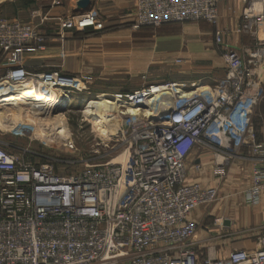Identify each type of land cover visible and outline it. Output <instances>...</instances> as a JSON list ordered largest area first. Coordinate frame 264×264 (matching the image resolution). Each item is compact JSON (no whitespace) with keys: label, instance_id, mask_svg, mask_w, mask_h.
I'll list each match as a JSON object with an SVG mask.
<instances>
[{"label":"built area","instance_id":"2783aa9c","mask_svg":"<svg viewBox=\"0 0 264 264\" xmlns=\"http://www.w3.org/2000/svg\"><path fill=\"white\" fill-rule=\"evenodd\" d=\"M222 1L137 0L135 29L195 20L215 25L227 70L212 86L179 82V91L162 97L155 83L113 94L111 101L125 116L110 134L124 147L117 156L62 173L53 162L26 161L0 142V264H264V238L254 250L235 249L224 257L212 255L215 246L205 255L195 241L193 212L219 194L218 186L188 181L187 160L196 147L240 155L250 146L245 201L256 206L264 193V131L257 138L254 127L263 99L264 0H246L234 32L249 43L236 46L224 42L219 26ZM62 23L105 29L94 10ZM44 39L30 24L1 18L0 64L7 73L0 81L24 77V54L43 50ZM53 74L41 79L51 81ZM57 74L56 88L70 93L73 82ZM106 146L111 154L118 148ZM229 159L217 160V179L228 174Z\"/></svg>","mask_w":264,"mask_h":264},{"label":"rangeland","instance_id":"374dc122","mask_svg":"<svg viewBox=\"0 0 264 264\" xmlns=\"http://www.w3.org/2000/svg\"><path fill=\"white\" fill-rule=\"evenodd\" d=\"M48 1L0 0V13L7 15L4 9H8L13 17L11 18L13 20H8L33 23L32 6L39 4L47 7ZM104 1L106 6V9H104L105 15H115L114 17L120 15V18L114 23L109 20V25L107 24L102 32L93 30V32H89L88 30L92 28L85 30L74 28L77 30L74 36L80 38L75 40L89 39L84 43L86 45L84 47L89 51H93L92 54L82 57V53L77 48L80 45H73V50L77 49L79 52L74 51L67 61H65V53H62L57 59H46L40 67L27 68L28 71L33 73L48 71L54 72L56 75L59 73L63 76L76 78V88H73L69 93L70 102L67 101L66 104L54 108L51 112L52 116L63 114L62 119L54 121L53 118L24 117L13 114L0 116L1 145L8 150L19 153L26 161L37 164L47 161L53 162L57 171L62 173L79 172L87 163L107 161L111 156H117L124 148L119 137L110 135L115 131H111L109 128L104 131L102 127L95 123V119L99 118V115L110 110L107 109V103L112 102L113 94L118 91L129 92L135 88V85L149 80L150 83L155 84L168 82H183L188 85L190 83L203 84L201 80H204V78L217 80L225 69L221 54L214 46L216 33L214 37L212 27L209 24L200 23L203 20L135 29L133 23L136 22V17L135 22H132L133 0ZM119 1L121 2L119 3ZM121 4L122 7H119ZM101 5H95V8H93L99 16L103 14ZM111 5H114V10ZM169 40L181 41L186 49L191 50L193 59L181 57L180 59L168 61L166 52L170 51L169 47L175 46V44H168ZM75 43L80 44V42ZM154 54H157V56ZM134 56L137 57L134 58ZM49 61L53 63H48ZM6 73L7 69L1 68L0 79ZM198 81L200 82L198 83ZM103 85H105V88H103ZM93 100H100L105 104V108L102 106L97 108L93 114H86L87 106ZM115 118L117 119V117ZM254 127L256 136L259 138L264 131V82L263 99L254 113ZM106 142H110V146L112 144L118 145L115 153H110L111 150L106 146ZM211 154L204 159L205 170H203L204 172L209 171L210 175L207 177L209 178L207 183H209L210 178L212 180L210 183H214L211 172L217 160L223 161L224 157L230 158L228 164H226L228 174L221 180L216 178L217 182L219 181L218 184L222 181L221 186L215 184L219 188L217 199H219L224 182L227 181L232 168L235 166L240 169L239 179L236 180V186L233 184L228 187L234 190L228 195L232 197L237 193V197L240 198V191L244 186L239 190L238 188L245 185V178L248 179L249 177V184L251 183V175H246L252 168L251 147L247 146V148L242 149L240 155L238 153H216L215 149L212 150ZM194 156V154L191 156V161L195 159L196 156ZM235 190H238V192ZM228 225L230 226L231 223H221L219 221L218 223H202L200 228L205 230V235L212 236L213 240L218 241L217 244L225 248L226 244L223 241L228 236ZM263 227L264 225L261 226L259 223H237L230 233L241 235L244 239L246 238L245 240L251 239V243L259 247L260 241L264 237ZM259 232L262 234H258ZM197 233L195 238L198 237Z\"/></svg>","mask_w":264,"mask_h":264},{"label":"crops","instance_id":"0c3cea01","mask_svg":"<svg viewBox=\"0 0 264 264\" xmlns=\"http://www.w3.org/2000/svg\"><path fill=\"white\" fill-rule=\"evenodd\" d=\"M79 1L81 0H63L60 5H52L48 1L47 7H44L39 4H37L36 6L35 5L32 6L33 9H31V12H32V22L33 23H29V22H26V23L37 28L39 30V33L42 34V36L44 35L45 39H44L43 44L45 48L43 50H38L36 52L24 54L23 63L27 68L29 67L30 69L31 68L33 69V67H40L44 64V61L46 59L48 60L57 59L58 57L61 56L62 53H65L66 55L65 61H67L69 57L72 56V53L74 51L75 52L80 51V53H82V57L92 54L93 51H89L88 49H85L84 47L86 46L84 45V43L89 41V39L88 40L86 39L83 41L75 40V39H80L74 36V33L77 30L74 29V27H66L62 23V21L68 16L77 15V14L84 12L83 8L79 6ZM104 2H105L104 0H91L90 10H93V8H95L94 7L95 5L99 6L100 4H102L101 12L103 14L102 16H100V18L102 19V21H104V25L106 28L107 24L109 25V20L112 23H114L118 18H120L119 17L120 15H117L116 17H114L115 15L114 16H111L109 14L105 15L104 9H106V6ZM120 2L121 1H119V3ZM133 2H134V9H133L132 16H133L134 21L132 20V22H135L136 0H133ZM246 4H247L246 0H224L221 2L220 7H219L220 8L219 26L222 30L225 31L224 42L226 44L236 46V45H241L243 43H249V38L246 35L237 37L235 36V32H234V30H236L240 24L243 9L245 8ZM119 7H122V4L119 5ZM111 8H113L114 10V5H111ZM4 11L7 12V15L5 13L4 14L0 13V19L5 18L7 20L8 19L13 20L11 19L13 17L12 15H10L8 9H4ZM200 23L209 24L210 27H212L213 36L215 35V31H216L215 25L207 21H203ZM143 28H148V26H145ZM92 30L93 29H89L88 31L93 32L94 30L93 31ZM97 32H102V31H97ZM75 42H80V44H76ZM168 44H175V46L169 47L170 48L169 52H166L167 53L166 57L168 58V61L172 59H177V58L180 59L181 57L193 59V56H192L193 53L191 55V50L186 49L181 41L169 40ZM214 44H215L214 46L217 47V49L219 50L221 54V60L223 62L225 69L217 80L215 79L210 80L207 78H204V80H201L203 81L202 85H205V86H208V85L212 86L216 84V82L225 75L224 73H226L227 64L223 58V47L219 46L216 43V41L214 42ZM73 45H80V47H77L79 48V51L77 49L73 50ZM0 53H1V47H0ZM154 55L157 56V54H154ZM136 57L137 56H134V58ZM48 63H53V62L49 61ZM0 67L3 68L2 65ZM4 69H7V67L4 66ZM150 82L151 81L149 80L144 83H139L135 85V88L131 89L130 91L139 89L149 84ZM199 82L200 81H198V83ZM103 88H105V85H103ZM212 150H213L212 147L202 145V146L196 147L192 151V153L190 154L187 160L188 181H198L205 185H215L216 184L218 186H221L222 181L220 182V184H218L219 181L217 182L216 177L213 175L212 172H211V175L214 178V183H210L212 182L211 178H210L209 183H207V181L209 180V178L207 177L210 176L209 171L204 172L205 170L204 169V161H205L204 159L208 155L210 156V154L212 153ZM193 154L196 157L194 156L195 159H192L193 161L192 162L190 158ZM196 164L201 165L200 170L196 169L195 167ZM237 168H238L237 166L232 168L227 181L224 182L223 188H221L219 199H217L214 203L202 205L198 207L192 214V218L199 225L198 226L199 229L197 233L198 237L195 238V241L197 242L198 247L203 251L205 255L208 253V251L210 250L209 247L211 246L216 247V249L214 250V254L217 257L226 256L230 250L231 251L235 250L234 248L249 250V251L258 248L257 246H254L251 243V239L245 240L246 238L244 239V237H241V235H237L236 233H230L232 230H234L237 223H259L261 224V226L264 225V193L262 195L261 202L255 207L247 204L244 198L245 191L248 189V186L250 185L249 180H248L249 177L248 179L245 178L246 180L245 185H242L240 188H238L239 190L244 186L243 187L244 189L242 188V190L240 191V198L237 197V193H235V196H232V197L228 195L231 191L234 192V190L228 187L233 184L235 186L237 185L236 180L239 179L238 175L240 172V169H237ZM249 174L251 175V170L250 172L248 171L246 175H249ZM238 190H235V191L238 192ZM219 221H221V223H231L230 226L229 225L227 226L228 236L225 239V241H223L226 244L225 248L221 246L220 244H217L218 241L213 240L212 236L205 235L204 234L205 230L200 228V225H202V223H218ZM262 229L264 230V227ZM258 234L261 235L262 233L259 232Z\"/></svg>","mask_w":264,"mask_h":264},{"label":"bare ground","instance_id":"6f19581e","mask_svg":"<svg viewBox=\"0 0 264 264\" xmlns=\"http://www.w3.org/2000/svg\"><path fill=\"white\" fill-rule=\"evenodd\" d=\"M54 78L51 81H44L41 78L44 77V73H33L26 71L25 76L19 79V81L12 82V80L6 79L0 81V116H6L13 114L15 116H37L45 117L47 119L53 118L54 121L62 119L63 114L52 116V110L56 107H61L64 104L70 102L69 93L62 94L59 88H56V79L58 75L53 74ZM63 81H71L72 88L75 87L76 78L69 76H63ZM67 85V84H65ZM195 85H197L195 83ZM160 86L158 91V97L169 94L171 92L179 91V84L176 82H168L156 84L155 87ZM72 91V90H71ZM72 93V92H71ZM105 104L100 100H93L89 102L86 114H93V112L100 107H104ZM111 106L113 107L111 109ZM99 118L95 119L96 125H99L103 130L109 128L111 131L118 129L121 119L125 116L119 111L118 105L113 102L107 103V109ZM100 110V109H99ZM106 110V109H105ZM95 117V116H94ZM93 117V118H94ZM117 117V119L115 118ZM124 154L117 158L122 160ZM214 250L212 251V255Z\"/></svg>","mask_w":264,"mask_h":264},{"label":"water","instance_id":"95a60500","mask_svg":"<svg viewBox=\"0 0 264 264\" xmlns=\"http://www.w3.org/2000/svg\"><path fill=\"white\" fill-rule=\"evenodd\" d=\"M90 4H91V0L79 1V6L83 8L84 12H87L90 10ZM84 12H82V13H84Z\"/></svg>","mask_w":264,"mask_h":264}]
</instances>
